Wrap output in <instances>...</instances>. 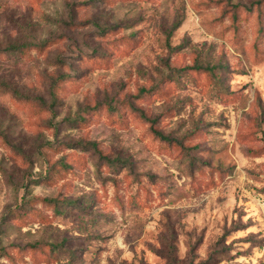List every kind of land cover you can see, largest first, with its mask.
Returning <instances> with one entry per match:
<instances>
[{"label": "rangeland", "instance_id": "374dc122", "mask_svg": "<svg viewBox=\"0 0 264 264\" xmlns=\"http://www.w3.org/2000/svg\"><path fill=\"white\" fill-rule=\"evenodd\" d=\"M263 247L264 0H0V264Z\"/></svg>", "mask_w": 264, "mask_h": 264}, {"label": "trees", "instance_id": "16d2710c", "mask_svg": "<svg viewBox=\"0 0 264 264\" xmlns=\"http://www.w3.org/2000/svg\"><path fill=\"white\" fill-rule=\"evenodd\" d=\"M24 46H21V47H19V48H17V46H14V47H12L14 50L15 49H22ZM196 67L198 68V67H201V66H199L198 64L196 65ZM156 132H160V131H157L156 130ZM159 134H161V133H159ZM48 202H51L52 204H54V206L57 208V210L58 211H60V212H62V210L60 209V205L63 203L64 205H66V207L68 208V209H70V206H72V205H74V201H71V200H69V201H63V202H60L58 199H46Z\"/></svg>", "mask_w": 264, "mask_h": 264}, {"label": "built area", "instance_id": "2783aa9c", "mask_svg": "<svg viewBox=\"0 0 264 264\" xmlns=\"http://www.w3.org/2000/svg\"><path fill=\"white\" fill-rule=\"evenodd\" d=\"M263 250H264V247H263Z\"/></svg>", "mask_w": 264, "mask_h": 264}]
</instances>
